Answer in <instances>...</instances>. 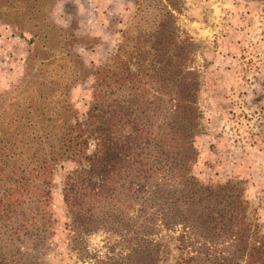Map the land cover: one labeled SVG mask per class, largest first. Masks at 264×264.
<instances>
[{"label":"trees","instance_id":"obj_1","mask_svg":"<svg viewBox=\"0 0 264 264\" xmlns=\"http://www.w3.org/2000/svg\"><path fill=\"white\" fill-rule=\"evenodd\" d=\"M7 6L10 0L1 1L0 8ZM161 18L150 34L154 63L148 69L142 63L133 70L122 43L110 64L93 71L84 120L66 98L38 114L33 96L25 107L15 97L2 99L0 264H49L52 181L58 163L67 160L74 167L62 193L74 250L102 230L116 240L101 264H158L172 257L171 264H264V227L241 182L207 184L193 173L200 74L187 66L182 47L166 57V34L174 40L176 34L172 11L165 6ZM60 58L48 57L38 75L62 88L87 77L80 55ZM61 60L75 70L49 69ZM140 60L134 56L132 64ZM144 76L155 81L154 100L144 99Z\"/></svg>","mask_w":264,"mask_h":264},{"label":"rangeland","instance_id":"obj_2","mask_svg":"<svg viewBox=\"0 0 264 264\" xmlns=\"http://www.w3.org/2000/svg\"><path fill=\"white\" fill-rule=\"evenodd\" d=\"M165 6L172 11L176 33L175 40L166 34V57L182 47L187 66L200 74L199 157L193 173L207 184L240 181L264 227V0H10V6L0 8V103L15 97L25 107L33 96L38 114L48 112L51 101L66 98L84 120L93 100V71L110 64L120 44L133 70L154 63L150 34ZM136 44L139 55L132 53ZM68 52L81 56L89 71L85 79L62 88L38 75L48 57L61 59ZM134 56H141L136 66ZM60 65L61 72L75 70L63 60L49 69ZM142 79L144 99L154 100L155 81ZM88 151L96 152L94 141ZM73 167L70 160L60 162L53 176L50 209L55 223L47 260L101 264L111 255L114 236L100 230L76 250L70 242L62 191ZM173 258L158 264H171Z\"/></svg>","mask_w":264,"mask_h":264}]
</instances>
